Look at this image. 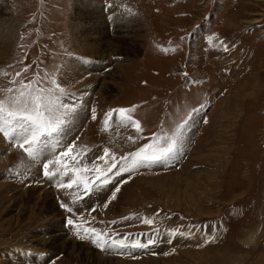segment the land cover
I'll return each mask as SVG.
<instances>
[{"label": "rangeland", "instance_id": "374dc122", "mask_svg": "<svg viewBox=\"0 0 264 264\" xmlns=\"http://www.w3.org/2000/svg\"><path fill=\"white\" fill-rule=\"evenodd\" d=\"M0 1V19L17 24L11 41L0 30V71L29 80L0 105L13 111L12 98L41 95L42 118L60 121L65 135L41 137L47 171L75 170L82 197L74 202L67 184L42 177L28 143L7 142H23L31 122L1 112L3 126L23 125L0 133V264H264V0ZM21 56L38 57L36 76L39 63L51 68L37 77L47 84L23 70ZM202 115L209 121L200 118L188 146L183 128ZM173 141L152 169L133 167L139 146L154 143L146 156ZM36 149L48 156L45 144ZM121 165L133 171L117 178ZM105 178L112 182L101 187ZM117 180L127 182L111 199Z\"/></svg>", "mask_w": 264, "mask_h": 264}, {"label": "snow or ice", "instance_id": "6c2138e0", "mask_svg": "<svg viewBox=\"0 0 264 264\" xmlns=\"http://www.w3.org/2000/svg\"><path fill=\"white\" fill-rule=\"evenodd\" d=\"M126 110L125 109H120L119 112L121 114V117H123V114ZM10 116L13 117V119H16L17 120H20V121H30L31 122V128H30V141H29V137H27L26 139L23 140V142L20 144L21 147H23L24 143H28L29 144V147L25 149V151L28 153L29 156H32V157H35V148H36V145H37V142L38 141H41V137H51L53 135V133H56L58 132L60 129H59V124L61 123L60 121L58 120H43L42 118V114L40 113H37L36 116H21L20 118H16V115L15 114H9ZM109 116L112 115V113H108ZM93 119H95V113H94V110H93ZM15 126V125H14ZM136 127L139 128V124L137 123L136 124ZM0 132H4L5 135H8L9 132L8 130L2 125L0 124ZM174 141L172 144H169L168 145V148L165 149V150H162L160 151L158 154L157 153H153L151 155H146V156H141V153L144 151V149H140L139 152L133 154L137 159H135L133 161L134 165H136L137 167L139 166H143L142 162L143 163H154V162H159L161 161L162 159H164L167 155H169L173 150H174ZM71 149H69V151L67 152H64L63 153V156H68L69 153H70ZM104 155L107 156L108 155V149L105 148L104 150ZM104 157L101 156V157H98V159H103ZM51 162V161H50ZM44 167V176L51 179L52 176L56 175V173H49L47 171L48 167H49V164L48 163H44L43 165ZM116 165L113 164L109 169L108 171L111 172L112 171V168H115ZM131 171H133L132 168H129L127 167L126 165H121L115 172V177L119 178L121 177L124 173H130ZM64 173L61 174V176H63ZM77 181L75 179H73L71 181V183H68L66 186L68 188H71L73 184H75ZM110 181L109 179L105 178L104 181H103V186H106L107 184H109ZM127 181L126 180H123V181H119L117 180L115 183H116V186H115V190L112 191V194H111V199H115L116 198V195L117 193L120 192V184L121 183H126ZM60 186L61 187H65V185L61 182L60 183ZM105 207H107V202L105 203ZM69 212L72 211L71 208H68L67 209ZM144 223H147V224H151L152 221L150 219H145L143 221ZM67 223L69 225H73V220L69 219L67 221ZM93 234H95V230L93 229L92 230ZM82 238V237H81ZM94 243H96L97 247H100L101 246V243H100V240L97 238L96 240L93 241ZM149 243H152V241H149ZM114 245H110L109 247H112ZM134 248H146L148 247L147 244H135L133 245Z\"/></svg>", "mask_w": 264, "mask_h": 264}, {"label": "bare ground", "instance_id": "6f19581e", "mask_svg": "<svg viewBox=\"0 0 264 264\" xmlns=\"http://www.w3.org/2000/svg\"><path fill=\"white\" fill-rule=\"evenodd\" d=\"M91 4V3H90ZM0 5H2V2L0 1ZM119 14V13H118ZM117 14V15H118ZM117 15L116 16H114L113 17V19H116L115 21H117V19L119 18V21L122 19V17H117ZM120 15V14H119ZM110 18H112V17H110ZM0 21L3 23L4 21H2V19H0ZM6 22L7 21H5L4 23L6 24ZM126 23V22H125ZM16 25L17 24H12V23H7L6 25H2L1 23H0V30L1 31H4L5 33H6V37L8 38V40L9 41H11L12 40V38H13V36H14V33L16 32L15 30V28H16ZM124 25V24H123ZM129 25V24H128ZM3 32V33H4ZM82 41V40H81ZM83 43V42H82ZM86 49V48H85ZM100 57H105V53H103V54H101L100 55ZM76 67H80V68H83V67H85L86 65L82 62V61H80V60H75L74 61V63H73ZM87 68H88V66H87ZM4 136V135H3ZM28 137V135L27 134H21V136H20V139L19 140H24V139H26ZM29 138H30V136H29ZM13 139H16V138H13ZM5 142L2 140V138L0 137V148H4L5 147ZM39 154L40 155H42V156H44V157H46L47 156V153H46V150L45 149H43V150H41L40 149V152H39ZM63 241V240H62ZM64 241H65V239H64ZM64 243V242H63ZM67 243H70V242H67ZM67 245V244H66ZM70 245V244H69ZM70 249H71V252L72 253H77L76 252V250L78 249V248H76V246H72L71 245V247H70ZM78 263V262H77Z\"/></svg>", "mask_w": 264, "mask_h": 264}]
</instances>
